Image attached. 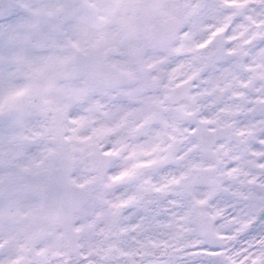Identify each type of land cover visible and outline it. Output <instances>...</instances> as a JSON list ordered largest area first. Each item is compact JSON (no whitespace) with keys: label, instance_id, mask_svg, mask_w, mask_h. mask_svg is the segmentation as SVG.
I'll list each match as a JSON object with an SVG mask.
<instances>
[{"label":"snow or ice","instance_id":"snow-or-ice-1","mask_svg":"<svg viewBox=\"0 0 264 264\" xmlns=\"http://www.w3.org/2000/svg\"><path fill=\"white\" fill-rule=\"evenodd\" d=\"M0 264H264V0H0Z\"/></svg>","mask_w":264,"mask_h":264}]
</instances>
